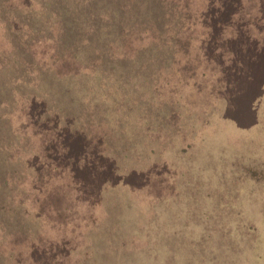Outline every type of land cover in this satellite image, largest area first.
<instances>
[{
  "label": "rangeland",
  "instance_id": "rangeland-1",
  "mask_svg": "<svg viewBox=\"0 0 264 264\" xmlns=\"http://www.w3.org/2000/svg\"><path fill=\"white\" fill-rule=\"evenodd\" d=\"M0 264H264V0H0Z\"/></svg>",
  "mask_w": 264,
  "mask_h": 264
}]
</instances>
